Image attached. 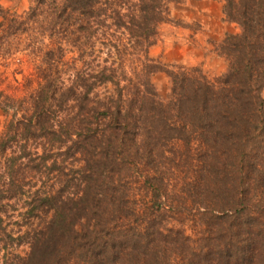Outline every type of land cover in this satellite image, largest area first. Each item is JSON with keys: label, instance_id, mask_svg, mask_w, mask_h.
<instances>
[{"label": "trees", "instance_id": "16d2710c", "mask_svg": "<svg viewBox=\"0 0 264 264\" xmlns=\"http://www.w3.org/2000/svg\"><path fill=\"white\" fill-rule=\"evenodd\" d=\"M183 1L33 0L0 11V55L25 37L45 65L26 95L0 86V212L11 200L28 216L52 210L40 227L5 233L4 247L28 246L8 264H264V0H220L240 32L215 47L227 69L214 79L148 54L160 23L179 24L168 7ZM45 37L52 45L41 49ZM69 49L82 66L65 77ZM158 71L171 81L166 100L150 79ZM183 170L180 205L169 195ZM187 200L199 237L163 225Z\"/></svg>", "mask_w": 264, "mask_h": 264}, {"label": "rangeland", "instance_id": "374dc122", "mask_svg": "<svg viewBox=\"0 0 264 264\" xmlns=\"http://www.w3.org/2000/svg\"><path fill=\"white\" fill-rule=\"evenodd\" d=\"M32 1L0 0V11L7 9L11 12L21 13L28 8ZM215 1L220 2V0ZM182 15H186L189 19L182 18ZM168 16L172 21L182 25L184 29L180 32L181 27L173 22L160 23L157 28V37L148 48L149 56L166 65L196 66L210 79L223 74L227 69V60L215 51V47L226 34L239 33V26L220 18L216 5L211 3H204L198 7H193L189 3L171 4L168 7ZM25 41L26 38L21 37L17 50L13 51L12 54L0 55V86L8 91L10 89L16 96L26 95L28 90L35 88L39 69L45 67L37 56L31 54L25 48ZM37 43L41 49L52 45L48 37L40 38ZM75 58V51L69 49L65 53L64 61L58 65L62 73H65V77L74 68L82 66L81 62ZM150 79L160 99L166 100L170 93V78L164 72L158 71L151 74ZM108 90H110L109 86H107V89L101 88L102 92ZM262 95L264 96V88ZM4 121L5 116L0 109V130ZM173 147L177 150L183 149L180 141H175ZM185 171L183 170L174 175L173 187L170 189L169 195L175 203L180 205L184 200L182 190L179 188L180 183L186 177L191 176L189 170L186 173ZM139 189V185L134 184L130 195L134 194L135 199H138L141 204L143 199L140 194L142 192ZM11 202L14 207H6L4 212H0V264H8L6 261L10 259L13 253L24 254L28 250L27 244L13 246L7 244L4 247V242L10 241L5 233L15 237L27 230L40 227L50 218L52 213V210L42 208L33 215L28 216L25 213L28 208L23 201L16 203V201L11 200ZM187 202L190 207L180 206L176 208L175 205L177 206V204H173L174 208L163 214V225L180 230L188 237H199L202 232L201 221L197 218L194 204L190 200H187Z\"/></svg>", "mask_w": 264, "mask_h": 264}, {"label": "crops", "instance_id": "0c3cea01", "mask_svg": "<svg viewBox=\"0 0 264 264\" xmlns=\"http://www.w3.org/2000/svg\"><path fill=\"white\" fill-rule=\"evenodd\" d=\"M184 3H186V4L189 3L193 7H195V6L198 7L199 5L204 4V3H206V4L211 3L212 5H216V7L218 9V16L220 18H224L223 12L221 10V7H222V2L221 1L218 2V1H215V0H184L183 2L178 3V4L180 5V4H184ZM181 17L184 18V19H186V20L189 19L186 15H182ZM181 21H183V20H181ZM183 22H185V21H183ZM177 26H180L181 27L180 32H182L183 29H184V27L182 25H180V24H178ZM195 31L197 32L198 30H195Z\"/></svg>", "mask_w": 264, "mask_h": 264}]
</instances>
